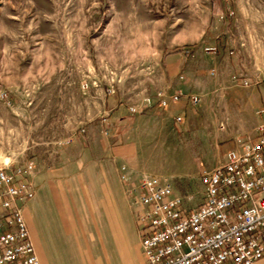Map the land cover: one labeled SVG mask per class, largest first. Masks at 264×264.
I'll list each match as a JSON object with an SVG mask.
<instances>
[{"label":"rangeland","instance_id":"374dc122","mask_svg":"<svg viewBox=\"0 0 264 264\" xmlns=\"http://www.w3.org/2000/svg\"><path fill=\"white\" fill-rule=\"evenodd\" d=\"M263 96L264 0H0V167L32 165L31 200L130 145L143 171L114 163L135 222L145 174L194 207Z\"/></svg>","mask_w":264,"mask_h":264},{"label":"built area","instance_id":"2783aa9c","mask_svg":"<svg viewBox=\"0 0 264 264\" xmlns=\"http://www.w3.org/2000/svg\"><path fill=\"white\" fill-rule=\"evenodd\" d=\"M258 114L263 122L257 138L235 139L221 165L201 172L196 206H189L190 198L180 196L168 179L152 174L132 188L145 264L264 259V104ZM31 169L0 167V264H40L23 213L35 195Z\"/></svg>","mask_w":264,"mask_h":264},{"label":"crops","instance_id":"0c3cea01","mask_svg":"<svg viewBox=\"0 0 264 264\" xmlns=\"http://www.w3.org/2000/svg\"><path fill=\"white\" fill-rule=\"evenodd\" d=\"M238 135L232 131L231 139ZM128 146L89 165L88 177L75 179V193H53L40 176L37 196L23 208L40 264H145L139 228L116 177V158L143 171ZM80 164L71 165L78 170Z\"/></svg>","mask_w":264,"mask_h":264}]
</instances>
